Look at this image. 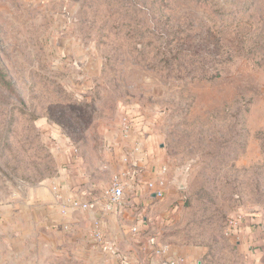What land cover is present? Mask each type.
<instances>
[{
  "label": "rangeland",
  "instance_id": "374dc122",
  "mask_svg": "<svg viewBox=\"0 0 264 264\" xmlns=\"http://www.w3.org/2000/svg\"><path fill=\"white\" fill-rule=\"evenodd\" d=\"M125 119L184 182L164 241L245 264L223 231L264 219V0H0V220L27 231L32 264L109 263L94 221L78 249L33 194L108 187Z\"/></svg>",
  "mask_w": 264,
  "mask_h": 264
},
{
  "label": "crops",
  "instance_id": "0c3cea01",
  "mask_svg": "<svg viewBox=\"0 0 264 264\" xmlns=\"http://www.w3.org/2000/svg\"><path fill=\"white\" fill-rule=\"evenodd\" d=\"M129 138L122 149V167L113 173L125 169L127 163L123 159L124 153H129L135 162L134 175L123 177L122 201L106 208L102 189L92 191L87 186H77L74 182L62 180L56 188L44 187L36 191L37 194H33L36 202L45 204L43 226L51 230L55 229L56 233H63L65 242H74L80 249L86 244L84 237L90 224L93 221L100 222L103 236H107L108 238H105L109 239L117 249L115 255L103 251L106 253L108 264H121L123 261H129L131 264L137 262L162 264L166 260H171L172 264H206L209 260L206 256L207 248L175 246L164 241V230L168 221L177 212V202L181 197L178 190L182 188L176 184L173 171L167 169L168 165L164 160V150L161 146L159 148L154 146L152 138H147L145 134L142 136L141 133L132 132ZM162 167L166 169L164 173H161ZM160 175L165 180V188L163 195L158 197L146 186V183L157 179ZM81 187L84 188L80 189ZM21 202V197L13 198V210L16 205H21ZM82 203H88L90 207L81 208ZM36 204L42 206L41 203ZM3 205L5 204L1 202L0 212L5 209ZM164 215L169 219L163 220ZM40 219L37 214L35 221L39 222ZM4 223V220L3 222L0 220V264H32L33 260H30L29 256H36L37 252L31 253L30 247L24 244L29 236L27 231L20 223L12 224V229L7 231ZM134 227L135 231L132 230ZM224 236L233 243L235 254L244 255L245 264H264L262 217L255 214L246 216L243 231L237 239L225 234ZM90 246V250L94 253L101 250L97 244L91 243ZM164 246L167 247L166 254L154 252L156 247ZM50 249L49 247L48 251ZM52 249L55 251L54 248Z\"/></svg>",
  "mask_w": 264,
  "mask_h": 264
},
{
  "label": "built area",
  "instance_id": "2783aa9c",
  "mask_svg": "<svg viewBox=\"0 0 264 264\" xmlns=\"http://www.w3.org/2000/svg\"><path fill=\"white\" fill-rule=\"evenodd\" d=\"M138 124V123H136ZM133 124L128 119H125L121 123V130L123 135L128 138L131 136L133 130ZM138 149V148H136ZM124 161L127 163L125 169L122 172L116 173L112 176L110 184L103 190V195L106 199L105 207L110 208L111 205L119 204L124 196V183L123 177L126 176L132 177L134 175L133 164L135 163L133 159H131L129 153H124ZM165 167L161 168V173L165 172ZM146 186L149 189H152L154 194L158 197H161L164 193L165 188V180L162 175H160L157 179L153 181H148ZM90 204L82 203L81 208H88ZM254 213L248 214V216H253ZM246 215L243 212H236L233 215H230L225 222L224 234L226 236H231L234 238H238L241 232L243 231V226L245 222ZM93 232H92V240L94 244H97L100 248L102 247L104 250L109 252L111 255L116 254V247L111 243V241L106 240L103 236L102 231L100 229L98 221H94L93 223ZM132 230H136V228H132ZM156 254H166L167 247H156L154 249ZM121 264H131L129 261H123ZM134 264H143L141 262H137ZM162 264H172L171 260H166L162 262Z\"/></svg>",
  "mask_w": 264,
  "mask_h": 264
},
{
  "label": "water",
  "instance_id": "95a60500",
  "mask_svg": "<svg viewBox=\"0 0 264 264\" xmlns=\"http://www.w3.org/2000/svg\"><path fill=\"white\" fill-rule=\"evenodd\" d=\"M176 184L179 186V187H183L184 185V182H183V179H182V176L181 174H177L176 176Z\"/></svg>",
  "mask_w": 264,
  "mask_h": 264
}]
</instances>
